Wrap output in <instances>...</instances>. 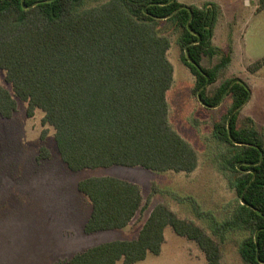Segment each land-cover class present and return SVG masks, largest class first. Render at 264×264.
<instances>
[{
	"label": "trees",
	"instance_id": "trees-1",
	"mask_svg": "<svg viewBox=\"0 0 264 264\" xmlns=\"http://www.w3.org/2000/svg\"><path fill=\"white\" fill-rule=\"evenodd\" d=\"M87 1L0 0V70L13 90L0 85V118H12L17 99L28 103V117L44 111L43 123L55 129L59 153L74 172L116 166L194 171L198 153L169 117L174 66L168 58L170 38L160 28L173 23L182 31V61L196 77L194 94L198 97L201 90L207 108L232 97L214 134L233 148L224 168L236 173L232 187L239 204L231 218H212V231L221 238L228 231L247 232L240 245L243 260L264 264V139L253 124L238 127L251 90L244 81L232 84L231 79L208 94L231 60L213 43L218 6L108 0L86 7ZM260 2L264 9V0ZM215 56H221L220 62L203 66L205 58ZM263 66L264 58L248 70L255 73ZM78 190L92 205L86 234L125 229L144 208L141 187L116 176L81 180ZM168 226L196 242L207 264H224L219 242L165 204L153 208L137 239L104 242L57 264H136L149 254H161Z\"/></svg>",
	"mask_w": 264,
	"mask_h": 264
},
{
	"label": "rangeland",
	"instance_id": "rangeland-1",
	"mask_svg": "<svg viewBox=\"0 0 264 264\" xmlns=\"http://www.w3.org/2000/svg\"><path fill=\"white\" fill-rule=\"evenodd\" d=\"M107 1L88 0L86 7ZM178 1L200 8L218 6L213 43L230 54L231 60L219 80L208 87V94L225 81H244L251 98L240 112L238 127L253 124L264 139V66L255 73L248 70L264 58L261 0ZM160 32L170 38L168 58L174 66L173 85L167 93L170 123L196 149L197 168L192 172H155L116 166L71 171L57 148L55 129L43 123L44 111L37 109L28 117V103L17 99L12 118H0V264H57L104 242L137 239L158 204L167 205L180 218L212 235L221 246L224 264H248L240 254L248 233L228 231L221 238L209 223L212 218L220 222L231 218L239 204L232 187L236 173L224 168L233 148L214 134L215 123L232 107V97L226 96L216 108L205 107L194 94L196 77L182 61L181 29L165 22ZM220 60L221 56L205 58L202 64L212 68ZM6 75L0 70V85L13 92ZM97 176H116L141 187L144 208L125 229L85 233L92 205L78 184ZM165 239L160 255L149 254L136 264H207L197 243L179 236L171 226L165 230Z\"/></svg>",
	"mask_w": 264,
	"mask_h": 264
},
{
	"label": "water",
	"instance_id": "water-1",
	"mask_svg": "<svg viewBox=\"0 0 264 264\" xmlns=\"http://www.w3.org/2000/svg\"><path fill=\"white\" fill-rule=\"evenodd\" d=\"M49 1H52V0H49ZM174 0H170L169 1V3H172ZM23 7L26 9L27 8V6L25 5V3H24V1H23ZM183 8H188V6L187 5H184L183 6ZM241 80L240 79H235L234 81H233V83L232 84H234V83H236V82H240ZM208 83H209V79H208ZM198 99L201 101V103H202V98H201V90L198 92ZM225 99V98H224ZM223 102V101H222ZM237 110H235L233 113H232V115L230 116V118H229V121H228V125H230V121H231V118H232V116L234 115V113L236 112ZM242 203L243 204H245V201L243 200V198H242Z\"/></svg>",
	"mask_w": 264,
	"mask_h": 264
}]
</instances>
